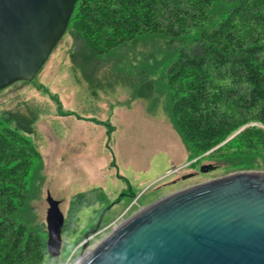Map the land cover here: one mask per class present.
<instances>
[{
  "label": "trees",
  "instance_id": "1",
  "mask_svg": "<svg viewBox=\"0 0 264 264\" xmlns=\"http://www.w3.org/2000/svg\"><path fill=\"white\" fill-rule=\"evenodd\" d=\"M217 4L225 7L215 19ZM66 34L72 69L91 97L122 85L146 101L159 98L156 80L140 68L124 74L119 64L128 44L163 37L175 55L164 77L171 120L192 156L238 152L264 161V0H79ZM38 119L28 101L0 115V264H48L52 257L40 232L16 218L41 160L28 138L37 135ZM85 203V193L71 199L63 232Z\"/></svg>",
  "mask_w": 264,
  "mask_h": 264
},
{
  "label": "rangeland",
  "instance_id": "2",
  "mask_svg": "<svg viewBox=\"0 0 264 264\" xmlns=\"http://www.w3.org/2000/svg\"><path fill=\"white\" fill-rule=\"evenodd\" d=\"M223 4L214 7L215 19ZM73 38L66 34L31 82L19 81L0 90V115L23 102L39 109L36 136L41 160L29 177V194L16 218L48 240V192L68 217L71 199L85 193L87 203L68 220L62 252L48 264H73L116 226L153 202L179 190L242 171H264L257 155L230 153L218 159L192 156L171 120L165 69L175 57L161 36H143L124 49L119 70H145L157 84L151 101L133 99L122 85L90 96L71 66ZM118 54V53H117ZM197 160V162H196ZM204 165L215 170L204 172ZM102 191L94 192L99 190ZM69 231V232H68Z\"/></svg>",
  "mask_w": 264,
  "mask_h": 264
},
{
  "label": "water",
  "instance_id": "3",
  "mask_svg": "<svg viewBox=\"0 0 264 264\" xmlns=\"http://www.w3.org/2000/svg\"><path fill=\"white\" fill-rule=\"evenodd\" d=\"M78 1L0 0V90L35 79L66 35ZM47 202V250L58 257L66 217L49 192ZM73 264H264V171L237 172L164 196Z\"/></svg>",
  "mask_w": 264,
  "mask_h": 264
},
{
  "label": "clouds",
  "instance_id": "4",
  "mask_svg": "<svg viewBox=\"0 0 264 264\" xmlns=\"http://www.w3.org/2000/svg\"><path fill=\"white\" fill-rule=\"evenodd\" d=\"M197 161V160H196ZM117 227V226H116ZM62 238H63V235H62Z\"/></svg>",
  "mask_w": 264,
  "mask_h": 264
}]
</instances>
